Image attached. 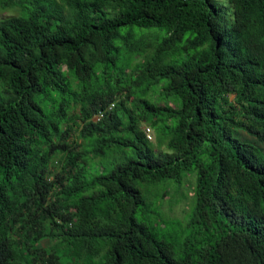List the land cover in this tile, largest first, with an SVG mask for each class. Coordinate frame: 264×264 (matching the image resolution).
Masks as SVG:
<instances>
[{
	"label": "trees",
	"instance_id": "trees-1",
	"mask_svg": "<svg viewBox=\"0 0 264 264\" xmlns=\"http://www.w3.org/2000/svg\"><path fill=\"white\" fill-rule=\"evenodd\" d=\"M0 7V264H264V0Z\"/></svg>",
	"mask_w": 264,
	"mask_h": 264
},
{
	"label": "rangeland",
	"instance_id": "rangeland-1",
	"mask_svg": "<svg viewBox=\"0 0 264 264\" xmlns=\"http://www.w3.org/2000/svg\"><path fill=\"white\" fill-rule=\"evenodd\" d=\"M17 15L19 14V9L17 8H11V9H7L5 10L3 7H0V17H6V16H9V15ZM66 69V67H64ZM231 99H234V95H231ZM74 113H76L74 111ZM142 128H147L149 126H151L149 123H146V122H143L141 124ZM75 133L74 135L78 138L80 133L78 132L79 131V128L78 127H75ZM156 135V134H155ZM80 141V140H79ZM156 139L153 141L155 142ZM166 148V145L163 144L162 146V149H165ZM60 158V156L58 157ZM95 161H98L97 159H95ZM58 168H60V163L56 164ZM193 180V178H192ZM159 190H162L161 188ZM192 203V199H188V200H183L181 203L175 205V206H172L170 208V211H169V215H173V216H183L185 214V211H189L190 210V205ZM164 209L165 210H169V207L170 205L168 204V202H165L164 205H163ZM44 243L46 244L47 243V240L44 241Z\"/></svg>",
	"mask_w": 264,
	"mask_h": 264
},
{
	"label": "clouds",
	"instance_id": "clouds-1",
	"mask_svg": "<svg viewBox=\"0 0 264 264\" xmlns=\"http://www.w3.org/2000/svg\"><path fill=\"white\" fill-rule=\"evenodd\" d=\"M115 107V102L112 103L109 107H106L105 109H101L99 110L97 113L94 114V116L92 117L93 121H100L102 119H104L108 113H110ZM100 112H103L104 115L102 117H99ZM146 129V128H145ZM79 143H82V141L80 140Z\"/></svg>",
	"mask_w": 264,
	"mask_h": 264
},
{
	"label": "built area",
	"instance_id": "built-area-1",
	"mask_svg": "<svg viewBox=\"0 0 264 264\" xmlns=\"http://www.w3.org/2000/svg\"><path fill=\"white\" fill-rule=\"evenodd\" d=\"M103 115H104V113H103V112H100L99 117H102ZM146 135H147V137H148L150 140L153 139V133H152L150 127H147V128H146Z\"/></svg>",
	"mask_w": 264,
	"mask_h": 264
}]
</instances>
